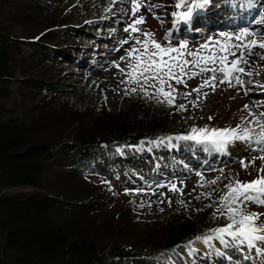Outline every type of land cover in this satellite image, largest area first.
I'll use <instances>...</instances> for the list:
<instances>
[{"label":"rangeland","instance_id":"rangeland-1","mask_svg":"<svg viewBox=\"0 0 264 264\" xmlns=\"http://www.w3.org/2000/svg\"><path fill=\"white\" fill-rule=\"evenodd\" d=\"M232 1L212 0L211 5L208 6L210 8L207 7L194 16L193 30L202 20L208 19L205 17L213 15V17L219 18L221 14L227 13L225 12L226 7L218 4L219 8H217V3L235 4V0L231 3ZM253 1L258 7V1ZM23 2L26 8H29L25 13L30 12L27 27L37 29L28 35L24 32L22 24H15L11 32L16 36H31L36 33L33 43L19 40L21 53L27 57H32L34 54L36 56L39 55L32 63L37 65L39 70L41 69V80L45 79L47 86H49L47 90H44L45 92L39 86L32 87L33 92L29 102L33 103L39 100L37 102L40 103L43 98L53 100L55 111L60 113L63 110L67 115L70 110L80 114L83 113L85 115L83 117L84 121L100 117L106 123L109 117L114 116L113 118H115L118 116L119 120L127 119L129 121V134L142 130L139 126L140 124L143 128L147 127V122L140 121V117L143 114L141 104L155 96L143 100L142 97L145 95L139 89L136 92L130 91L135 85L122 83V81L128 79L126 72L129 71L127 67L129 61L127 59L121 60L120 58L126 56L125 50L129 49L131 45L129 44L125 47L122 52L115 53L119 67L114 66V69L108 70H104V67H102V60L110 55V49L116 40L112 31L118 28L115 23L120 20L121 15H116L111 25H90L93 20L103 17L100 13L97 14L96 9L99 10L105 7L107 1L23 0ZM148 2L151 3L153 8L163 11H153L147 7L146 10H143L145 15L139 14L146 16V23L140 25V28L142 30L145 29L144 31L151 30L150 32L154 34L158 30L159 36L157 37L160 39L158 42H161L162 39L163 42L161 43L167 44L168 42H165L167 40L164 37L168 36L169 33L167 32L173 27L171 23L173 21L171 20L173 17L172 13L183 11L184 9L175 8V3L178 0H148ZM122 4L123 2L116 3L121 13H123L122 9L124 8ZM30 8H32L31 11ZM147 20L150 22H147ZM257 21L259 19L256 18V23ZM104 26L107 29H104ZM121 27H124V25ZM174 28H177V26ZM200 28L204 27L199 26L194 32L201 34L203 29L201 30ZM231 30L228 29L227 32L221 30V32L229 34ZM40 34L42 35L38 36ZM46 35L48 36L46 37ZM48 38L52 39V41ZM171 39L172 35L169 40ZM214 40L219 41L218 39ZM214 40L210 38V41H208L210 46L215 42ZM179 41L184 42L174 38L171 44L178 46ZM185 41L190 43V45H187L189 50H201V44L196 45L197 47L194 48L190 40ZM46 42H52L54 45L48 48ZM256 50V56L264 55V50L260 48ZM46 54H49L47 55L48 57H45ZM186 58L192 59L191 57ZM254 65L253 71L255 72L248 71L252 75L243 76L245 79L251 78V81H249L246 90H243L241 94L246 99L254 101L256 108L262 112L264 110V97L261 95H264L262 93L264 88L260 86L264 85V82L260 81V79L256 81L257 77L255 76H257L258 72L264 73V64L259 63V66L254 63ZM208 67L213 66L208 65ZM120 69H124L125 72H121ZM187 71L188 75L183 77L187 86L185 84H176L174 80L170 81L177 93L175 104L172 107L177 110L176 105L184 104L186 110H178V113L180 117L189 119L191 124H193L189 132L183 134L184 136L190 134L193 127L217 128V126H228L229 128H236L235 123L240 122L239 119L242 116L248 117L247 119L245 118L246 121L245 119L243 120V122L245 121L243 123L245 126H247V120L253 119L248 112L241 114L242 107L238 105L239 99L236 100L239 95L229 87H218L213 92L211 88H203L201 91L203 93L206 91L208 96L204 99L199 98L201 94L194 92L193 89L198 88L213 73L206 71L196 77L189 78L191 72H199V69L190 65ZM15 73L18 75L17 71ZM108 80L114 86L115 96L114 94L109 95L108 89L104 85ZM18 87L19 80L11 81L9 85L11 96L17 99L19 98V94H17ZM148 91L151 93L154 90L149 88ZM185 93H191V95L185 97ZM11 98H5L3 102L7 106H11ZM157 99L163 101V97ZM59 103L64 104L65 107H58ZM119 116L122 117L119 118ZM74 123H76L75 120H69L64 125V132L70 130ZM103 127L102 129H104ZM165 128L166 124L157 127L154 131L156 134L160 133V137L158 136L154 139L141 137L136 142L112 139L110 142H96L90 148L91 152L93 151V157L90 159L86 169L89 180L94 184H105V190L100 191L99 194H104L103 198L107 204L112 205L116 201H126L133 210L130 215L132 223L112 219L108 226L113 234H116L118 226L124 228L128 239L120 242L124 244L125 248L133 252L124 262L128 264H264V243H256L255 247H249L246 244H237L231 238L225 237L227 242L223 243V248L219 247L215 250L218 252L217 256L207 254L209 247L213 248L212 241L211 246L207 245V251L201 248L202 250L197 252L198 250L192 247L193 243L198 247L206 245L202 241H196V236H212L215 229L225 227L230 222L226 215L221 214L222 197L228 191L225 185L233 183L235 179L248 182L258 178L261 168L259 156L262 154L257 150L258 145H249L245 142L237 141L234 144H229L225 150H217L207 144L178 139V137L183 136L181 135L182 133L174 132L176 131L175 129L164 131L163 129ZM70 140V137L63 135L60 142H69ZM61 147L58 143L54 146L53 151L58 150L61 152ZM128 149L130 152L126 151ZM136 149L137 154L134 153ZM79 150V146L73 143L65 151V155H77ZM58 155L59 152L54 153L55 157ZM254 157L256 158L255 163L245 170L241 166L240 161L243 160L245 163H249ZM213 180H216L215 184L211 183ZM172 185H175L179 191H171ZM11 189L27 190L31 189V186L22 185ZM206 206H211L212 214L220 216L224 222L204 231L202 227L205 220L197 212ZM176 211H182L183 215L193 219L192 222L196 225L195 234L189 239L176 242L170 248L165 247L161 241L157 247L153 243H148V238H158L159 235L163 234L169 219L174 216ZM247 211L262 214L258 223L264 222V206L249 204ZM201 212L199 211V214ZM106 214L108 215L109 213ZM108 216L110 217V215ZM94 222L97 225H102V228L105 225L102 215H95ZM189 241H193L190 247L188 246ZM217 242L220 241L217 240ZM189 249H192V256L188 260L187 252ZM174 252H180L179 254L182 255V258L187 260L186 263H184L182 258L177 259ZM195 255L200 257L197 258Z\"/></svg>","mask_w":264,"mask_h":264},{"label":"trees","instance_id":"trees-1","mask_svg":"<svg viewBox=\"0 0 264 264\" xmlns=\"http://www.w3.org/2000/svg\"><path fill=\"white\" fill-rule=\"evenodd\" d=\"M28 9L23 0H0V264H128L124 261L133 252L120 242L128 239L124 228L118 226L113 234L108 226L112 219L132 223L133 210L126 201L107 204L104 194H99L105 184L89 180L86 169L93 157L90 148L112 139H154L160 137L154 130L162 124H166L164 131L175 129L185 134L193 124L155 97L141 104L140 121L147 122V127L140 124L142 130L134 134H129V121L118 116L109 117L106 123L100 117L84 121L83 113L55 111L53 100L47 98L30 103L32 87L44 91L49 86L41 80V69L32 63L39 55L27 57L21 53L19 40L33 43L36 33L16 36L11 32L15 24H22L28 35L37 29L27 27ZM46 45L49 48L54 43ZM13 80H19L18 99L9 89ZM5 98H11V106L3 102ZM63 105L59 103L58 107ZM69 120L76 123L64 132ZM63 135L71 140L61 143ZM58 143L61 152L55 150L59 152L55 157L53 150ZM73 143L79 146L78 154L65 155ZM22 185L31 189H11ZM199 211L205 220L204 231L224 222L212 214L211 206ZM95 215H102L103 228L94 222ZM192 221L176 211L163 234L147 242L157 247L161 241L165 247H173L195 234Z\"/></svg>","mask_w":264,"mask_h":264},{"label":"snow or ice","instance_id":"snow-or-ice-1","mask_svg":"<svg viewBox=\"0 0 264 264\" xmlns=\"http://www.w3.org/2000/svg\"><path fill=\"white\" fill-rule=\"evenodd\" d=\"M114 2H123V0H114ZM212 0H178L175 3L176 9H184L183 11L173 12L172 15L176 18L173 21V26H178L179 22L186 25H191L194 22V16L201 10L210 6ZM252 0H247V4L251 5ZM147 6L150 10L153 9L148 0H130L129 15L131 22L124 27L123 31L128 34V38L120 41L121 45L130 44V48L126 49V56H122L121 60H128L126 72L128 79L122 81L130 85H135L130 89L131 92H136L138 89L143 92L146 97L155 96L163 97L162 102H166L169 106H173L176 100V89L172 87L170 81L174 80L176 84H185L184 76L188 75L187 69L191 65L193 68H198L199 72H191L189 78L195 77L204 72H212L208 79L198 87L193 89L194 92L200 93L203 88H211L215 91L218 84L227 83L229 87L239 86L244 88L245 80L242 78L245 75H252L246 71L242 64H248L246 57L252 56L255 48L264 50V39H245L254 35L247 30L241 31L235 36V40L240 43L232 44L229 41L232 37L227 33H221L225 36V41H215L211 46L209 43L201 45V50L192 51L188 49L186 42H180L178 46H173L171 42L162 44L155 39V34L150 31H144L140 25L146 23L143 15L137 16L142 7ZM243 0H242V5ZM257 23H264L261 19ZM171 33L165 37L169 40ZM117 51L119 49H116ZM239 52V55H237ZM174 54V55H173ZM186 57H191L189 60ZM229 57H232L230 60ZM167 58V59H166ZM259 59L264 60V55L259 56ZM212 65L213 67H208ZM119 67V65H115ZM125 72L124 69H120ZM220 73V76L215 75ZM260 87L264 88V85ZM152 88L154 91L149 92ZM247 94V92H245ZM185 97L191 93H185ZM207 98L208 93H203ZM177 110H186L184 104L176 105ZM245 105V109H248ZM249 116L253 119L247 120L248 125L243 128H224L217 129L208 127L191 129L190 134L178 139L195 141L201 144H207L217 150H225L229 144L235 142H245L249 145H258V151L264 153V112L259 116L249 111ZM211 119V117H209ZM258 130V131H257ZM255 157L249 163L240 161L241 166L247 168L255 163ZM259 159L264 160V154L259 156ZM258 178L248 182H242L235 179L233 183L225 185L228 191L222 197L221 214L226 215L228 221L227 226L215 229L212 236H196V241H202L204 244L211 246L212 240H219L221 243H226L225 237L231 238L237 244H246L249 247H255L256 243H264V222H259L260 215L247 211L249 204L264 206V165L259 170ZM216 183V180L211 182ZM171 191H179L175 185L170 188ZM181 194H183L181 192ZM193 241H189V247Z\"/></svg>","mask_w":264,"mask_h":264},{"label":"bare ground","instance_id":"bare-ground-1","mask_svg":"<svg viewBox=\"0 0 264 264\" xmlns=\"http://www.w3.org/2000/svg\"><path fill=\"white\" fill-rule=\"evenodd\" d=\"M104 1H107L106 3V6L97 10L96 9V12L97 14L100 13L101 15H103L102 18L100 19H97V20H93L92 23H90V25H111V23H113V21L115 20L116 18V15H121L120 16V20H117V23H115V26L118 27L116 28L115 30L112 31V34H114L116 40L113 44V47L110 49V55L105 57L103 60H102V67H104V70H108V69H111L113 68L114 69V66L116 64H118V59L115 57V53L117 52H122L123 50H125V47H127L129 44H124V45H121L120 44V41L124 40V39H127L128 38V34L125 33L123 31L124 27L127 26V24H129L131 22V18H130V15H129V10H130V0H123V6L124 8L122 9V12L121 13V10H118V7L116 6V3L117 2H114V0H104ZM222 1V0H221ZM246 0H243V5H244V2ZM255 1H258V7L256 5V3L252 0V3L251 5H248L247 9H248V14H245L244 16H241L239 14V9L242 8V0H235V4L231 5V4H227L226 2H220V3H217V8L218 7V4H221L222 6H225V16L221 14V16L218 18V17H213V15H211V19L210 17H205V18H208L207 20H205L204 22H202L204 24V28H200L202 30V33L201 34H196V32H194L193 30V23L191 25H186L185 23L183 22H179L177 28H174L175 26H173V21L176 19L174 16L172 17L171 20H173L171 23H172V28L169 29V32L167 33H171L172 35V39L171 40H167L165 42H173L174 41V38H178L179 40H183L184 42H188V41H185V40H190V42L192 43V45H194V48L197 47L196 45L198 44H205V43H208V41H210V38L212 40L214 39H218L221 43H223L225 41V36H222L221 35V30H225L226 32L228 31V29H233L229 32V35L232 37V39L229 41L230 43L232 44H236V43H240V41H237L235 40V36L238 35L241 31H244V30H247L249 33H253L254 35L252 36H249L245 39V42H247V39H257V40H261V39H264V23H256V18L259 19V21L261 19H264V0H255ZM91 2V1H90ZM95 2V1H94ZM234 0L231 2L233 3ZM121 3V2H120ZM255 3V4H254ZM97 4V3H96ZM104 5V4H103ZM92 8V7H91ZM147 6H144L142 7L141 11L137 13V16H139V14H144L143 10H146ZM210 8V7H208ZM153 11H159V12H162L163 10L161 9H158V8H153L152 9ZM182 10V9H180ZM211 11V10H210ZM216 13V11H214ZM213 12V14H214ZM220 13V12H219ZM90 15V14H89ZM210 15V14H209ZM151 16V15H150ZM146 18V16H144ZM149 17V16H148ZM170 17V16H169ZM171 18V17H170ZM150 19V18H149ZM148 19V20H149ZM169 19V18H168ZM213 19V20H212ZM147 22H150L148 21ZM170 20V19H169ZM258 22V21H257ZM161 24V22H159ZM170 23V24H171ZM213 24H216V25H213ZM122 25H124V27H121ZM148 26V25H147ZM151 26V25H150ZM154 26V25H153ZM213 27V28H212ZM242 27H243V30H242ZM104 29H107L105 26H104ZM149 29V28H148ZM163 31L164 28H162ZM194 29H197V27H195ZM145 30V29H144ZM147 30V29H146ZM151 31V30H150ZM155 31V30H154ZM159 31L156 30V33H155V37H156V40L159 41L160 39L157 37L159 36L158 35ZM182 35V36H181ZM215 37H218V38H215ZM165 38V37H164ZM191 38V39H189ZM214 38V39H213ZM215 41V40H214ZM217 41V40H216ZM161 42L162 39H161ZM180 43V41H179ZM187 45H190V43H187ZM189 47V46H188ZM192 48V49H194ZM258 48V47H257ZM254 49V53H256V49ZM116 49H119L118 51ZM237 55H239V52H237ZM229 59L231 60L232 57H229ZM246 59L248 60V64H242L241 67H244L246 69V71H251L252 73H254L255 71H253V69L255 68V65L254 63L258 64H264L263 60L259 59V56H256V54L252 55V56H248L246 57ZM260 66V65H259ZM117 69V68H116ZM221 74L220 73H217V76H220ZM196 77V76H195ZM257 77L256 78V81H258L260 79V81L264 82V73L263 72H258L257 73ZM244 80H245V85L247 83V85L244 87V88H241L239 86H236V87H229L227 83L225 84H218V87H223V86H226L229 87L231 90L235 91L237 93V95H239L237 99H239L238 101V105L239 107H242V110H241V114H244V112H248L251 111L253 113L256 114V116H259V114L261 113L256 107V103L254 101H250L248 99L245 98V96H243L241 93L243 92V90L245 91L246 90V87L248 86V83L249 81H251V78H248V79H245L244 77H242ZM94 81V80H92ZM200 81V80H199ZM202 81V80H201ZM113 83V82H112ZM102 84V83H101ZM200 84V83H199ZM105 87H107L108 89V94H114V96L116 95L115 94V89H114V86L113 84H111V82L108 80L105 82ZM261 85V84H260ZM118 86V85H117ZM95 87V86H94ZM98 87V86H97ZM103 87V86H102ZM257 88V87H256ZM104 90V89H103ZM107 92V91H106ZM206 92V91H205ZM213 92V91H212ZM218 92V91H217ZM117 93V92H116ZM234 93V92H233ZM241 95H240V94ZM264 94V91L262 92ZM200 94L199 95V98H205L204 95H203V92L200 91ZM229 95V94H228ZM262 97H264V95H261ZM224 97V96H223ZM190 98V97H189ZM232 98V97H231ZM113 99V98H111ZM187 100V99H186ZM226 100V99H225ZM117 101V100H116ZM198 101V100H197ZM111 103V102H110ZM191 103V102H190ZM244 105V106H243ZM245 105H248V109H245ZM264 112V110L262 111ZM247 115V114H246ZM248 117L246 116H242L241 119H239L240 122H236V127H245V125L243 123H245L246 119ZM245 119V121L243 122V120ZM252 119V118H251ZM189 120V119H188ZM231 124V123H230ZM248 127H254V125H248ZM224 128H229L228 126H217V129H224ZM232 128V127H231ZM209 129H212L209 127ZM189 132V131H188ZM186 134V133H185ZM183 135V134H181ZM184 136V135H183ZM160 142V141H159ZM162 142V141H161ZM195 143V142H194ZM158 144V143H157ZM188 146V145H187ZM132 147V146H131ZM184 147V146H183ZM249 147V146H248ZM166 149V148H165ZM170 150V149H169ZM175 150V149H174ZM126 151H129L130 150H126ZM137 149L134 150V153H136ZM151 151V150H150ZM160 152V151H159ZM133 153V151H132ZM167 153V152H166ZM137 154V153H136ZM152 154V153H151ZM185 154V153H184ZM219 154V153H218ZM264 154V153H262ZM261 154V155H262ZM146 155V154H145ZM260 155V156H261ZM199 156V155H198ZM223 156V155H222ZM157 157V156H156ZM182 157V156H181ZM230 157V156H229ZM150 158V157H149ZM203 159V158H202ZM194 160V159H192ZM137 161V160H136ZM195 161V160H194ZM145 162V161H144ZM260 162H261V166L264 165V160H261L260 159ZM123 163V162H122ZM221 163V162H220ZM99 164V163H98ZM148 164V163H147ZM133 165V164H132ZM176 165V164H175ZM212 166V165H211ZM167 170V169H166ZM170 171V170H169ZM157 174V173H156ZM161 175V174H160ZM179 175V174H178ZM254 180V179H252ZM251 180V181H252ZM212 243H213V248H210L209 247V252H207V254H212V256H217V253L215 250H217L219 247H222L223 248V243L221 242H217V240H212ZM205 245V244H204ZM193 249H197L198 251L197 252H200L202 249L207 251V245L205 246H202V247H198L197 245H192ZM186 248V247H185ZM202 248V249H201ZM226 248V247H225ZM178 250V249H177ZM184 250V249H183ZM180 252H174V255L177 257V259H180L182 258V255L179 254ZM188 253V260L190 259V257L192 256V249H189V251L187 252ZM200 255V254H199ZM199 255H195L198 257H200ZM203 257V256H202ZM205 257V256H204ZM195 258V257H194ZM184 259V258H182ZM186 259H184V263H186ZM198 262V261H197Z\"/></svg>","mask_w":264,"mask_h":264}]
</instances>
